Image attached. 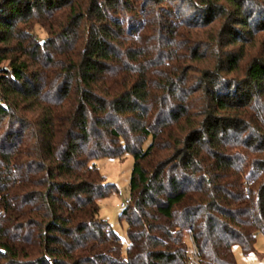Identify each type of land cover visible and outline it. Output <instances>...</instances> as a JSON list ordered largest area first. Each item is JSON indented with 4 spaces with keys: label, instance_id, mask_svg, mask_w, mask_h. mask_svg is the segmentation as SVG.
<instances>
[{
    "label": "trees",
    "instance_id": "16d2710c",
    "mask_svg": "<svg viewBox=\"0 0 264 264\" xmlns=\"http://www.w3.org/2000/svg\"><path fill=\"white\" fill-rule=\"evenodd\" d=\"M125 153L126 249L94 162ZM260 233L264 0H0V264H189V236L238 264Z\"/></svg>",
    "mask_w": 264,
    "mask_h": 264
},
{
    "label": "rangeland",
    "instance_id": "374dc122",
    "mask_svg": "<svg viewBox=\"0 0 264 264\" xmlns=\"http://www.w3.org/2000/svg\"><path fill=\"white\" fill-rule=\"evenodd\" d=\"M167 5L171 7H177L173 4V1H165ZM178 5L181 3L176 1ZM33 34L36 37L43 38L49 36V31L42 23H36ZM53 24V22H52ZM7 64V63H4ZM4 68H7L4 65ZM7 121L8 118H7ZM6 121V122H7ZM8 124V123H7ZM94 162L99 167L101 173L105 176L106 181L115 183L119 190H122L125 195L130 193V179L132 175V170L134 166V157L130 153H125L123 157H101ZM121 201V198L118 196L117 192L113 193L109 197L103 198L100 201V216L107 219L113 226V228L119 233L123 239L124 249L128 247L129 239L127 235V222L125 219L120 218V213L123 211L118 203ZM189 246L191 245L189 239L187 240ZM235 254L237 257L238 264H264V234L260 233L257 238L256 251L244 255L240 246H235Z\"/></svg>",
    "mask_w": 264,
    "mask_h": 264
},
{
    "label": "built area",
    "instance_id": "2783aa9c",
    "mask_svg": "<svg viewBox=\"0 0 264 264\" xmlns=\"http://www.w3.org/2000/svg\"><path fill=\"white\" fill-rule=\"evenodd\" d=\"M118 196L121 198V201L118 203V205L121 208H125L130 202V195H125L122 190H119ZM188 239L191 243L189 264H200L201 262L198 254V249L193 240V237L189 236Z\"/></svg>",
    "mask_w": 264,
    "mask_h": 264
}]
</instances>
